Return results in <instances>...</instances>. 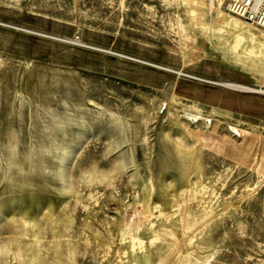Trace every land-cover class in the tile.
Listing matches in <instances>:
<instances>
[{
    "label": "rangeland",
    "instance_id": "1",
    "mask_svg": "<svg viewBox=\"0 0 264 264\" xmlns=\"http://www.w3.org/2000/svg\"><path fill=\"white\" fill-rule=\"evenodd\" d=\"M226 2L0 0V264H264V37Z\"/></svg>",
    "mask_w": 264,
    "mask_h": 264
},
{
    "label": "built area",
    "instance_id": "2",
    "mask_svg": "<svg viewBox=\"0 0 264 264\" xmlns=\"http://www.w3.org/2000/svg\"><path fill=\"white\" fill-rule=\"evenodd\" d=\"M225 13L242 20L264 37V0H227Z\"/></svg>",
    "mask_w": 264,
    "mask_h": 264
},
{
    "label": "bare ground",
    "instance_id": "3",
    "mask_svg": "<svg viewBox=\"0 0 264 264\" xmlns=\"http://www.w3.org/2000/svg\"><path fill=\"white\" fill-rule=\"evenodd\" d=\"M227 16H229V15H227ZM232 17V16H231ZM235 18V17H234ZM226 85V84H225ZM231 85V84H230ZM232 86H234V87H239L238 89H240V90H247L248 88L247 87H245V86H238V85H232ZM226 87V86H225ZM230 88V87H229ZM249 90V89H248ZM238 91V90H237Z\"/></svg>",
    "mask_w": 264,
    "mask_h": 264
}]
</instances>
